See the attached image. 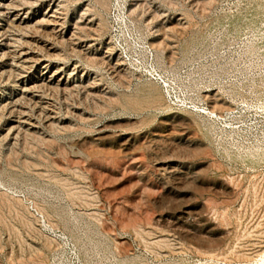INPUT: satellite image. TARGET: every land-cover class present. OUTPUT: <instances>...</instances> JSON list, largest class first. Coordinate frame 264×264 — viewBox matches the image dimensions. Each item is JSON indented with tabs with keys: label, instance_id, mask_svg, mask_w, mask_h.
<instances>
[{
	"label": "rangeland",
	"instance_id": "rangeland-1",
	"mask_svg": "<svg viewBox=\"0 0 264 264\" xmlns=\"http://www.w3.org/2000/svg\"><path fill=\"white\" fill-rule=\"evenodd\" d=\"M0 264H264V0H0Z\"/></svg>",
	"mask_w": 264,
	"mask_h": 264
},
{
	"label": "built area",
	"instance_id": "built-area-1",
	"mask_svg": "<svg viewBox=\"0 0 264 264\" xmlns=\"http://www.w3.org/2000/svg\"><path fill=\"white\" fill-rule=\"evenodd\" d=\"M143 75L146 76L152 82L158 84L168 96H170L171 93H173V87L171 85V82L168 80V78L164 74L159 72L153 66L145 68L143 70ZM177 104L181 107H184V108H191L192 107V105H187L182 101H178ZM199 111L208 115L210 118H216V115L206 107H203Z\"/></svg>",
	"mask_w": 264,
	"mask_h": 264
},
{
	"label": "bare ground",
	"instance_id": "bare-ground-1",
	"mask_svg": "<svg viewBox=\"0 0 264 264\" xmlns=\"http://www.w3.org/2000/svg\"><path fill=\"white\" fill-rule=\"evenodd\" d=\"M16 7V6H15ZM19 15V14H18ZM9 21V20H8ZM51 22V21H50ZM50 24V23H49ZM16 25V24H15ZM18 27V26H17ZM49 49V48H48ZM16 50V49H15ZM33 59V58H32ZM49 60V59H48ZM29 61V60H28ZM48 63V62H47ZM26 64V63H25ZM15 66H16V64H15ZM45 66H47V65H45ZM59 70V69H58ZM27 72V71H26ZM55 74V73H54ZM21 77V76H20ZM52 78V77H51ZM59 80V79H58ZM58 80H57V82H58ZM62 82V81H61ZM60 83V82H59ZM41 84V83H40ZM44 84V83H43ZM64 86V85H63ZM47 87V86H46ZM37 88V87H36ZM42 88V87H41ZM33 91V90H32ZM24 95V94H23ZM24 113V112H23ZM25 114V113H24ZM21 115V114H20ZM23 124V123H22Z\"/></svg>",
	"mask_w": 264,
	"mask_h": 264
}]
</instances>
